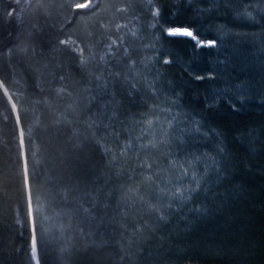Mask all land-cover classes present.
<instances>
[{
    "label": "trees",
    "instance_id": "1",
    "mask_svg": "<svg viewBox=\"0 0 264 264\" xmlns=\"http://www.w3.org/2000/svg\"><path fill=\"white\" fill-rule=\"evenodd\" d=\"M0 264H264V0H0Z\"/></svg>",
    "mask_w": 264,
    "mask_h": 264
},
{
    "label": "rangeland",
    "instance_id": "2",
    "mask_svg": "<svg viewBox=\"0 0 264 264\" xmlns=\"http://www.w3.org/2000/svg\"><path fill=\"white\" fill-rule=\"evenodd\" d=\"M176 30L183 31L185 29H170V30L167 31V34L170 35V36H183V35H179V34H176V35L171 34L173 32H176ZM183 37L191 38L189 36H183ZM193 40L197 43L198 46H204V47H212V46H214V43L212 41H209V40L199 41L197 38L193 39ZM157 113H158V116L159 115L160 116L157 117L158 119L152 121V123H156L158 121L157 122L158 125H160L161 127L165 128L167 130H172V128L175 125L176 121H180L182 124H186L187 123V122H185L184 119H182L180 117L181 115L179 116V112H178V110L176 109L175 106L172 107V108H171L170 105L163 106V107H161L158 110Z\"/></svg>",
    "mask_w": 264,
    "mask_h": 264
},
{
    "label": "snow or ice",
    "instance_id": "3",
    "mask_svg": "<svg viewBox=\"0 0 264 264\" xmlns=\"http://www.w3.org/2000/svg\"><path fill=\"white\" fill-rule=\"evenodd\" d=\"M76 7L77 8H84V7H88V5L81 3V4H77ZM171 34H173V35L179 34V35H183V36H189L192 39H196V37L193 35V33L190 31H187V30H183V31L176 30V32H173ZM30 215H31V213H30ZM36 253H37V241L35 238H33V240H32V254H33L34 259L36 258Z\"/></svg>",
    "mask_w": 264,
    "mask_h": 264
}]
</instances>
